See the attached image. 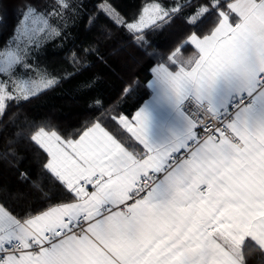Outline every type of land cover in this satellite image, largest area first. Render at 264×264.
I'll return each instance as SVG.
<instances>
[{
  "label": "snow or ice",
  "instance_id": "1",
  "mask_svg": "<svg viewBox=\"0 0 264 264\" xmlns=\"http://www.w3.org/2000/svg\"><path fill=\"white\" fill-rule=\"evenodd\" d=\"M190 6L152 0L128 22L102 0L98 14L150 47L148 31ZM81 7L78 0L21 5L10 43L0 45V125L11 104L58 82L29 61ZM213 12L210 34L201 35ZM184 19L193 31L151 69L150 98L131 117H111L142 152L99 121L75 140L30 126L23 138L47 154L43 169L74 195L26 217L0 202V264H247V254L264 255V0H215ZM189 45L197 52L185 59ZM72 63L82 61L74 54ZM18 135L8 138L5 159L18 158L11 150Z\"/></svg>",
  "mask_w": 264,
  "mask_h": 264
},
{
  "label": "trees",
  "instance_id": "2",
  "mask_svg": "<svg viewBox=\"0 0 264 264\" xmlns=\"http://www.w3.org/2000/svg\"><path fill=\"white\" fill-rule=\"evenodd\" d=\"M101 1L78 0L82 7L74 20L67 21L63 35L48 39L36 50L40 62L58 77V82L27 101L11 104L3 118L6 127L0 135V153L4 151L9 137L19 135L16 137L18 142L11 149L18 158L9 160L0 155V202L7 204L20 217L39 214L50 205L70 201L74 195L43 169L47 154L23 138L29 135L30 126L33 123L43 124L56 130L62 139L75 140L92 123L99 121L129 150L141 152V147L111 117H131L149 98L151 91L146 83L152 77L150 70L161 57L166 59L193 31L184 16L201 5L211 6L215 2L191 0V6L186 7L180 16L163 27L148 31L149 47L137 44L126 27H120L106 15L98 14L97 6ZM150 1L111 0V4L129 21ZM26 2L28 0H0V15L4 16L0 21V45L10 43L19 17L18 10ZM32 2H38L43 7L46 0ZM159 3L168 5L167 0H159ZM90 15L96 19L95 24L89 23ZM215 19L214 12L205 18L199 25L201 35L210 34ZM88 49L92 50V54L85 56ZM191 51L188 46L183 55ZM74 54L80 57L82 63H72ZM32 58L33 55L30 60ZM125 88L131 90L125 94ZM97 100L101 103H95ZM13 115L14 124L9 123ZM19 172L30 179L22 180ZM33 182L38 185L37 188L30 186ZM247 264H264V255L259 252L247 254Z\"/></svg>",
  "mask_w": 264,
  "mask_h": 264
},
{
  "label": "rangeland",
  "instance_id": "3",
  "mask_svg": "<svg viewBox=\"0 0 264 264\" xmlns=\"http://www.w3.org/2000/svg\"><path fill=\"white\" fill-rule=\"evenodd\" d=\"M168 1V5H166V6H164V7H172L174 4H175V2H176V0H167ZM184 0H181V2H183ZM151 2H152V0L148 3V4H145V6H149L150 4H151ZM102 3V1L100 2V3H98V9H99V5ZM144 6V7H145ZM144 7H142L140 10H139V12L138 13H136L135 15H133V17L132 18H130L131 20H129L128 22H133V20H134V18H139V16L141 15V13H142V9L144 8ZM115 8V7H114ZM116 9V8H115ZM117 10V9H116ZM134 11V10H133ZM134 14V13H133ZM111 20V19H110ZM50 39V38H49ZM48 40V39H47ZM42 43H44V42H42ZM33 56H34V58H32V60H30L29 61V63H31V64H33L34 66H38L39 67V69L40 70H42V71H46L47 73H49V74H51L52 75V73H50V71L49 70H47L46 68H45V66L42 64V62H40L41 61V59H40V57H39V54L37 53V51H34V53H33ZM56 72H54V74H55ZM52 76H54V75H52ZM55 77V76H54ZM56 78V77H55ZM58 78V77H57ZM56 78V79H57Z\"/></svg>",
  "mask_w": 264,
  "mask_h": 264
},
{
  "label": "crops",
  "instance_id": "4",
  "mask_svg": "<svg viewBox=\"0 0 264 264\" xmlns=\"http://www.w3.org/2000/svg\"><path fill=\"white\" fill-rule=\"evenodd\" d=\"M191 48H192V51L189 53V54H187V55H185L184 57H185V59H187V58H189V57H192L196 52H197V50L194 48V46H191V45H189ZM156 66V65H155ZM154 66V67H155ZM151 71V70H150ZM152 78V77H151ZM151 78H150V80H151ZM147 85H148V82L146 83ZM150 91H151V89H150ZM151 96V95H150ZM150 96H149V98H150ZM148 98V99H149ZM117 123H118V121H116ZM119 124V123H118ZM121 126V125H120ZM123 128V127H122ZM106 130V129H105ZM125 130V129H124ZM107 131V130H106ZM126 131V130H125ZM127 132V131H126ZM83 133V132H82ZM110 134V133H109ZM112 135V134H111ZM128 135L131 137V134L130 133H128ZM79 138V137H78ZM77 138V139H78ZM133 140H134V138H132ZM135 141V140H134ZM140 147H141V152L144 150L143 149V146L142 145H140L137 141H135ZM129 150V149H128ZM129 151H131V150H129ZM46 154V153H45ZM87 188H88V190L89 191H92L93 189H92V186L91 185H89V186H87ZM127 203H129V204H131V203H134V200H129ZM121 208H123V206H121Z\"/></svg>",
  "mask_w": 264,
  "mask_h": 264
}]
</instances>
